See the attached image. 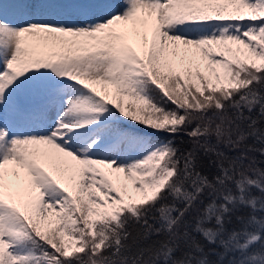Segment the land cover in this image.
<instances>
[{
	"label": "snow or ice",
	"instance_id": "1",
	"mask_svg": "<svg viewBox=\"0 0 264 264\" xmlns=\"http://www.w3.org/2000/svg\"><path fill=\"white\" fill-rule=\"evenodd\" d=\"M0 264H264V0H0Z\"/></svg>",
	"mask_w": 264,
	"mask_h": 264
}]
</instances>
